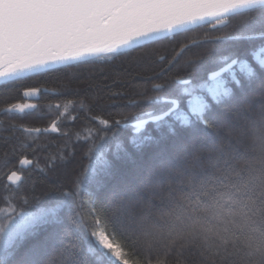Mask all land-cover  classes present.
Returning a JSON list of instances; mask_svg holds the SVG:
<instances>
[{"label": "trees", "instance_id": "1", "mask_svg": "<svg viewBox=\"0 0 264 264\" xmlns=\"http://www.w3.org/2000/svg\"><path fill=\"white\" fill-rule=\"evenodd\" d=\"M260 32H264V15L253 12L230 18L225 27L209 31L201 26L178 35L175 42L154 45L156 62L150 66L118 58L94 66L90 73L74 68L0 83V106L22 101L27 87L63 93H41L31 101L39 108L23 116L0 113V164L6 158L18 159L20 153L13 154L18 142L36 149L24 150L39 162L22 172V189L34 185V198L26 210L56 203L61 198L60 186H67L92 161L93 152L86 155L92 140L83 139L88 130L103 127L102 119L110 125L121 120V125L107 128L101 141L108 148L111 177L99 187L86 178L81 198L92 201L99 226L127 250L132 264H264V88L259 82L241 79L230 96L209 102V109L200 116L191 115L182 103L187 122L168 116L139 131L135 128L138 120L148 118L145 113L155 116L169 107L155 97L180 98L182 85L176 79L196 82L214 70L222 57L255 49L261 43L243 39L201 43L206 33L244 36ZM186 44L192 46L168 66ZM186 57L193 58L187 66ZM88 75L91 79H86ZM157 81L166 83L162 91L152 90ZM68 100L75 104L60 118L57 133L26 140L22 132L9 128L11 123L48 128L58 115L50 106ZM100 140L97 136L96 144ZM201 150L212 153L207 166H201L205 157L194 159ZM50 160H55V167H47ZM177 170L183 176L173 175ZM139 171L144 173L137 179ZM166 181L171 186L161 190ZM88 224L94 226L91 220ZM45 231L52 229L41 230L42 234ZM56 247L50 242L44 253H54ZM76 254L82 264H116L100 250L98 259L89 256L83 244ZM53 259L58 264L59 257Z\"/></svg>", "mask_w": 264, "mask_h": 264}, {"label": "snow or ice", "instance_id": "2", "mask_svg": "<svg viewBox=\"0 0 264 264\" xmlns=\"http://www.w3.org/2000/svg\"><path fill=\"white\" fill-rule=\"evenodd\" d=\"M253 12L264 15V0H0V82L15 83L74 68L90 73L94 66L110 64L118 58L136 66H150L156 62L154 45L175 42L178 35L201 26L216 30L227 26L232 17ZM228 39L261 43L255 49L222 57L214 70L196 82L176 79L174 82L182 85L180 98L155 97L169 107L159 115L145 113L148 118L138 120L135 128L139 131L147 123L177 114L182 116V103L189 112L203 115L209 109V102L230 96L241 79L258 81L260 88H264V58L252 55L256 49L264 50V32L244 36L206 33L201 43L216 44ZM190 46L180 47L168 66L174 65ZM192 62V57L184 59L185 66ZM165 87V82L157 81L152 90L159 92ZM50 91L63 95L58 90L27 87L22 92V101L6 102L0 106V113L29 114L39 108L31 102L33 98ZM74 104L75 101L68 100L64 105L59 102L51 105L58 115L48 128L15 123L9 124V128L22 132L26 140L49 131L57 133L60 118ZM121 123L115 120L110 125L102 119L99 124L103 127H97L95 132L89 129L83 137L84 142L92 140L86 155L96 150L97 136L102 140L108 127ZM30 147L27 142H18L13 146V154L20 153L18 159L13 162L6 158L0 164V264H57L53 257H59L58 264H82L76 254L81 244L89 256L96 257L100 250L118 264H132L127 250L99 226L92 201L81 198L82 181L86 178L99 187L105 178L111 177L108 161L101 157L99 168L88 165L75 178H70L67 186L61 185V198L56 203L27 211L26 206L34 198V185L22 189V172L39 163L24 154ZM32 151L36 149L32 147ZM55 166V160L47 165ZM37 170L44 171L39 167ZM89 220L94 226H89ZM48 228L52 231L42 234L41 230ZM50 242L57 247L54 253L46 255L44 247Z\"/></svg>", "mask_w": 264, "mask_h": 264}, {"label": "rangeland", "instance_id": "3", "mask_svg": "<svg viewBox=\"0 0 264 264\" xmlns=\"http://www.w3.org/2000/svg\"><path fill=\"white\" fill-rule=\"evenodd\" d=\"M254 56H256V57H258V58H264V50H258V51H256L255 53H254ZM191 115L193 114V113H191V112H189ZM193 115H196V116H200V115H198V114H193ZM175 117L177 118V119H179L180 121H182V122H187V120H188V116H186V115H180V114H177V115H175ZM102 140H100L99 141V143L97 144V148H96V150H94L93 151V153H92V161L90 162V164L89 165H93L94 167H97V168H99V166H100V164H102V162H103V160H107V157H106V152H107V150H108V148H107V146H105V144L104 143H102L101 142ZM101 157L103 158V160L101 159ZM144 170V169H143ZM147 170V169H146ZM152 170H153V168H151V169H149L148 171H151L152 172ZM147 172V171H146ZM143 173H144V171H142V172H138L137 173V179H139V178H141L142 177V175H143ZM147 174V173H146ZM43 208V207H42ZM107 254V253H106ZM110 257V256H109ZM111 258V257H110ZM112 259V258H111ZM116 264H118V262L116 261V260H114V259H112Z\"/></svg>", "mask_w": 264, "mask_h": 264}, {"label": "clouds", "instance_id": "4", "mask_svg": "<svg viewBox=\"0 0 264 264\" xmlns=\"http://www.w3.org/2000/svg\"><path fill=\"white\" fill-rule=\"evenodd\" d=\"M211 155H212L211 152H209V151H207V150H201V151L195 153V155H194V159H196V160H200L201 157H205V159H203V160L201 161V166H207V164L209 163V158L211 157ZM188 166L191 167V164L189 163ZM173 175L183 176V172L177 170V171H174V172H173ZM170 186H171V181H166L165 184L162 185L161 190H164V189H166V188H168V187H170ZM204 210H205V211H208V210H210V209L205 208Z\"/></svg>", "mask_w": 264, "mask_h": 264}, {"label": "water", "instance_id": "5", "mask_svg": "<svg viewBox=\"0 0 264 264\" xmlns=\"http://www.w3.org/2000/svg\"><path fill=\"white\" fill-rule=\"evenodd\" d=\"M0 83H2V82H0ZM46 133H53V132L49 131V132H46Z\"/></svg>", "mask_w": 264, "mask_h": 264}]
</instances>
